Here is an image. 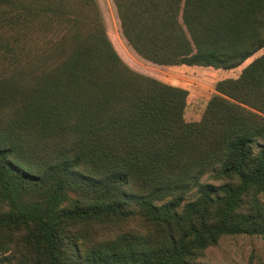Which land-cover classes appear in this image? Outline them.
I'll list each match as a JSON object with an SVG mask.
<instances>
[{
    "label": "trees",
    "instance_id": "16d2710c",
    "mask_svg": "<svg viewBox=\"0 0 264 264\" xmlns=\"http://www.w3.org/2000/svg\"><path fill=\"white\" fill-rule=\"evenodd\" d=\"M114 3L158 65L231 69L264 47V0ZM15 72L29 77L16 91ZM216 91L189 123V92L124 63L97 0H0V264H188L223 236L264 234V58ZM56 123L73 125L74 155L17 165L18 130ZM216 158L224 183L202 185Z\"/></svg>",
    "mask_w": 264,
    "mask_h": 264
},
{
    "label": "rangeland",
    "instance_id": "374dc122",
    "mask_svg": "<svg viewBox=\"0 0 264 264\" xmlns=\"http://www.w3.org/2000/svg\"><path fill=\"white\" fill-rule=\"evenodd\" d=\"M102 8V14L105 21V28L114 49L120 56L121 60L133 71L148 77L155 78L165 84L173 85L174 87L186 89L189 92L187 97V108L184 117L187 122H202L206 114L208 105L213 97L218 92L216 85L218 82L233 79L239 80L253 63L264 58V47L255 52L242 64L231 69H217L214 67L200 66H167L155 64L141 55H139L130 46L126 40L118 13L115 9L114 0H97ZM60 36L52 33L48 34L42 44L48 40H58ZM41 37H36L35 40H40ZM35 45V44H34ZM42 46V45H41ZM33 51L27 48L26 56L30 59ZM27 58H24L26 61ZM27 74L20 76L17 72L10 76L15 80L14 91L18 90L21 82L28 83ZM31 75V74H30ZM32 77V76H31ZM234 103L236 100L228 98ZM244 105V104H243ZM246 106V105H244ZM246 108L259 112L250 106ZM260 113V112H259ZM73 125L64 126L56 123L51 126L50 131L27 132L26 130H18L16 141L19 144L21 151L15 158L16 164L27 169L34 170L42 167L51 159L58 157H72L74 155V143L76 141L72 132ZM257 149L264 146V140L258 142ZM220 161L214 159L206 174L202 177L201 184H212L220 186L224 183L218 177ZM131 176L136 180L139 172L130 169ZM258 202L264 207V190L254 193ZM197 197V191L193 190L188 194L186 202L194 201ZM142 225L137 223H129L125 225L113 226L106 228L100 232L101 239H109L117 234H123L130 231H140ZM188 264H264V234L251 232L241 235L223 236L217 244L209 247L198 258L192 259Z\"/></svg>",
    "mask_w": 264,
    "mask_h": 264
},
{
    "label": "crops",
    "instance_id": "0c3cea01",
    "mask_svg": "<svg viewBox=\"0 0 264 264\" xmlns=\"http://www.w3.org/2000/svg\"><path fill=\"white\" fill-rule=\"evenodd\" d=\"M100 1H102V0H100ZM116 6V5H115ZM101 7V6H100ZM102 9V8H101ZM115 9H116V11H117V8L115 7ZM118 13V12H117Z\"/></svg>",
    "mask_w": 264,
    "mask_h": 264
}]
</instances>
